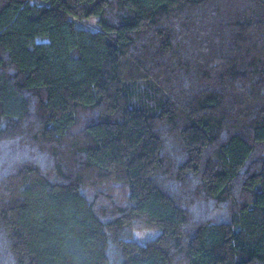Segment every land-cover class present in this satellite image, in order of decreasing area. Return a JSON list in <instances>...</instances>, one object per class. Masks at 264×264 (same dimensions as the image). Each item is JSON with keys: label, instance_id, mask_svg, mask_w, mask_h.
<instances>
[{"label": "trees", "instance_id": "1", "mask_svg": "<svg viewBox=\"0 0 264 264\" xmlns=\"http://www.w3.org/2000/svg\"><path fill=\"white\" fill-rule=\"evenodd\" d=\"M0 264H264V0H0Z\"/></svg>", "mask_w": 264, "mask_h": 264}, {"label": "rangeland", "instance_id": "2", "mask_svg": "<svg viewBox=\"0 0 264 264\" xmlns=\"http://www.w3.org/2000/svg\"><path fill=\"white\" fill-rule=\"evenodd\" d=\"M37 1V0H33ZM75 25L77 27L89 28V29H97L99 27L96 17H89L84 19H76ZM160 233L159 228L152 229H139L136 230L129 239H132L140 244L146 243L148 240L155 239Z\"/></svg>", "mask_w": 264, "mask_h": 264}]
</instances>
